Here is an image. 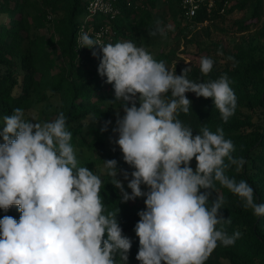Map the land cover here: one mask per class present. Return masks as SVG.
Instances as JSON below:
<instances>
[{
  "label": "clouds",
  "instance_id": "clouds-1",
  "mask_svg": "<svg viewBox=\"0 0 264 264\" xmlns=\"http://www.w3.org/2000/svg\"><path fill=\"white\" fill-rule=\"evenodd\" d=\"M157 32L165 34L159 22L151 35ZM78 42L80 48L100 46L98 74L113 85L115 102L123 107L113 132L118 133L115 143L124 161L135 169L127 184L131 194L116 179L115 159L104 161V168L123 202L145 197L146 209L138 212L135 225L140 245L136 259L141 264H205L218 242L234 245L242 233L229 235L224 229L232 223L220 212L226 201L217 195L209 207V197L217 193L219 182L245 209L264 216V204L256 202L249 183L226 175L233 165L241 170L246 160L233 157L234 144L225 139L223 128L212 132L204 125L193 136V128L178 119L179 112H189L192 102L185 94L192 92L212 98L226 123L237 107L229 77L197 82L188 78L190 67L177 75L131 41L104 45L82 32ZM213 64L202 57V75H208ZM33 121L25 119L19 107L3 117L0 209L16 205L20 218L0 219V264H126L131 241L122 234L119 209H106L101 177L78 166L65 115ZM110 123L106 121L101 131ZM193 158L195 170L190 166ZM121 171L127 180L128 172Z\"/></svg>",
  "mask_w": 264,
  "mask_h": 264
},
{
  "label": "trees",
  "instance_id": "trees-1",
  "mask_svg": "<svg viewBox=\"0 0 264 264\" xmlns=\"http://www.w3.org/2000/svg\"><path fill=\"white\" fill-rule=\"evenodd\" d=\"M89 2L0 0V132L3 117L17 107L24 110L25 119L37 122L52 121L63 112L78 166L100 176L99 166L106 161L100 152L107 138V131L101 129L123 107L115 102L113 85L98 74L103 55L100 46L80 48L79 35L86 32L96 39L97 33L104 31V45L131 41L150 53L163 36L159 32L151 35L159 22L169 45L153 57L156 61H163L180 75L184 69L181 53H188L190 46L196 45L201 58L214 61L213 69L202 75L200 61L193 63L189 79L204 82L223 74L229 77L237 107L226 123L212 98L197 97L192 92L185 94L192 102L189 112H179L178 119L193 128V136L204 125L212 132L223 128L225 139L234 144L233 157L246 160L241 170L233 165L226 175L237 182L247 181L256 202L264 204V0H213L211 7L202 4L193 18L187 17L181 0H117L119 14L101 18L89 12ZM237 10L244 16L234 26L238 32L254 30L260 45L233 40L230 31L234 27L225 23ZM176 63L179 67L174 69ZM167 95L171 96V92ZM190 166L195 170L194 158ZM102 181L100 195L106 209H119L117 220L122 234L131 241L126 264H141L136 259L140 245L135 225L140 219L138 212L146 209L145 197L125 203L111 180ZM127 184H123L124 189L131 194ZM216 188L217 193L213 191L209 197V207L217 195L223 197L226 202L220 212L232 221L224 229L229 235L239 231L242 236L232 246L218 242L205 264H264V216L257 217L251 209H245L243 201L219 182ZM5 215L18 221V206L0 209V219Z\"/></svg>",
  "mask_w": 264,
  "mask_h": 264
},
{
  "label": "rangeland",
  "instance_id": "rangeland-1",
  "mask_svg": "<svg viewBox=\"0 0 264 264\" xmlns=\"http://www.w3.org/2000/svg\"><path fill=\"white\" fill-rule=\"evenodd\" d=\"M102 16H104L103 13H98V15H97L98 18H101ZM243 16H244L243 12L237 10L227 18L225 25L228 27H232V26L234 27V30L230 31L233 40L240 41V42L242 40H244V41L246 40V44L251 43L255 46L260 45L259 39H258L257 35L255 34L254 30H252L251 32H248V33H243V32H238V30H237L238 28L236 26H234V22L238 19L239 20L242 19ZM201 28H202V26H201ZM197 29H200V28H197ZM203 34H205L204 28H203ZM204 37H206V35ZM168 45H169V38L166 35H163L156 42L155 46L153 48H151L152 50L150 51V54L154 57L161 50L167 48ZM183 48L184 47L182 46L180 51ZM199 52H200L199 47H197L196 45H192V46H190L188 53H184V54L181 53V57H182L181 65H184L182 67L185 69V67H190L191 64H193V63L195 64L196 62L200 61L201 56H200ZM259 53H261V52H259ZM177 63L174 66V69H177L179 67L177 65ZM137 107H139L138 99H137ZM117 111H119V115L122 118L124 115L123 108L118 109ZM116 119H117V112L115 113L113 118H111L109 120V121H111V123L108 125V129H107L106 145L100 153L105 156L106 161L111 160V159H115L118 162L117 163L118 173H117L116 179L122 181V183L124 184V183H128L129 180L132 178L131 173L135 169L133 167H131L130 165H128L124 161L123 153L120 150L118 144L115 143V141L119 138L118 133L113 132V129L116 127ZM121 170H125L128 172L129 176H128L127 180H125V178L123 176V172ZM98 173L100 174L102 179L111 180V178L107 175L106 169L104 168V163L99 166ZM141 187L145 190H148L146 185L142 184Z\"/></svg>",
  "mask_w": 264,
  "mask_h": 264
},
{
  "label": "built area",
  "instance_id": "built-area-1",
  "mask_svg": "<svg viewBox=\"0 0 264 264\" xmlns=\"http://www.w3.org/2000/svg\"><path fill=\"white\" fill-rule=\"evenodd\" d=\"M117 0H90L89 12L92 14L103 13V15H110L112 17L119 14V8L116 4ZM182 7L188 18H193L197 15L202 4L208 3V6L213 5V0H181ZM104 31L97 33L96 39L104 44Z\"/></svg>",
  "mask_w": 264,
  "mask_h": 264
}]
</instances>
